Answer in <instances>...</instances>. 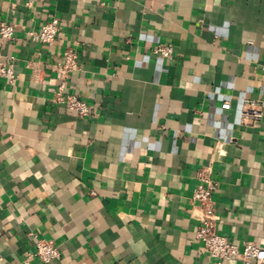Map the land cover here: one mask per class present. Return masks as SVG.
Masks as SVG:
<instances>
[{
  "label": "crops",
  "instance_id": "1",
  "mask_svg": "<svg viewBox=\"0 0 264 264\" xmlns=\"http://www.w3.org/2000/svg\"><path fill=\"white\" fill-rule=\"evenodd\" d=\"M53 17L51 45L29 36ZM0 18L18 77L0 78V264H45L42 238L50 264H215L196 240L205 166L219 232L264 248V119L241 117L264 101V0H0ZM68 46L65 91L91 116L53 102Z\"/></svg>",
  "mask_w": 264,
  "mask_h": 264
},
{
  "label": "built area",
  "instance_id": "2",
  "mask_svg": "<svg viewBox=\"0 0 264 264\" xmlns=\"http://www.w3.org/2000/svg\"><path fill=\"white\" fill-rule=\"evenodd\" d=\"M61 30L60 19L53 17L43 23L39 30H30L29 36L42 44L51 45ZM16 26L14 23L0 18V40L9 42L15 39ZM154 52L163 58H170L174 48L169 44H159ZM78 51L73 46L64 50L63 61L55 68L59 72V84L55 90L53 102L56 105H65L81 117L91 116L94 111L91 106L79 95L66 93L67 81L70 74L78 69ZM0 78L8 81L10 85L17 82L14 60L5 57L0 50ZM224 109L230 108L228 101L222 104ZM243 121L259 122L264 119V101L250 100L241 112ZM217 188L212 178L210 166L203 167L198 173V184L195 187L192 200L200 205L201 213L198 215L199 225L196 231V240L202 245L208 257L215 260V264H224L226 261H237L239 264H264V248L256 243L246 241L242 247L231 243L226 236L219 232V216L214 199ZM34 257L45 264L53 263L61 257L59 248L54 241L37 239ZM72 264H84L73 262Z\"/></svg>",
  "mask_w": 264,
  "mask_h": 264
}]
</instances>
